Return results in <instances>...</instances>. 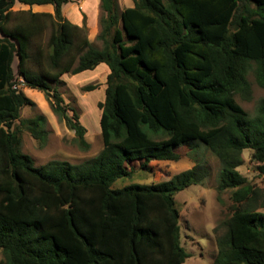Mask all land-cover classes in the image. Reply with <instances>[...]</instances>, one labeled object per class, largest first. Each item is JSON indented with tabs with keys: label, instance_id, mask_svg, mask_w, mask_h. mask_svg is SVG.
<instances>
[{
	"label": "trees",
	"instance_id": "16d2710c",
	"mask_svg": "<svg viewBox=\"0 0 264 264\" xmlns=\"http://www.w3.org/2000/svg\"><path fill=\"white\" fill-rule=\"evenodd\" d=\"M100 1L102 49L64 17L71 0H0V264H185L176 195L208 168L196 162L166 182L113 186L153 161H180L177 149L196 144L221 164L218 190L234 191L213 264H264L260 195L239 171L251 150L264 175V100L254 117L236 100H252L251 71L264 88V0H134L122 11L117 0ZM17 3L54 14L14 11ZM102 64L110 71L98 105L102 151L79 165L37 167L21 151V131L45 144L46 119H21L34 102L18 83L44 93L88 150L79 113L68 114L51 83Z\"/></svg>",
	"mask_w": 264,
	"mask_h": 264
},
{
	"label": "rangeland",
	"instance_id": "374dc122",
	"mask_svg": "<svg viewBox=\"0 0 264 264\" xmlns=\"http://www.w3.org/2000/svg\"><path fill=\"white\" fill-rule=\"evenodd\" d=\"M120 10L134 3V0H117ZM46 12L54 14L52 6L29 7L17 3L14 11ZM64 17L73 24L85 26L88 37L97 49H102L103 42L98 39L101 31V18L103 12L100 0H71L63 8ZM50 31H47L42 40L43 46L47 45ZM32 54L35 47H32ZM16 59L14 69L17 71ZM34 70L37 66L33 64ZM100 67L94 71L84 72L79 75L66 74L62 82L51 83L52 93L57 92L68 109L79 113L81 123L87 129L86 139L90 144L88 150H83L76 142L75 132L65 121L59 119L52 111L46 95L40 91L28 88L22 81L18 83V90L29 97L34 105L21 109V119H35L40 116L46 121L42 129L46 132V143L33 138L31 133L22 129L21 151L33 158L37 167H42L53 161L69 162L79 165L97 156L103 149L100 118L101 110L98 105L106 97L107 72ZM249 81L253 89L252 100L246 101L239 95L237 102L247 111L250 117L256 115L260 103L264 100V88L258 86L254 73H249ZM97 86L95 91H86V87ZM20 121L16 122L18 126ZM182 158L178 162L153 161L147 171H138L132 178L117 181L113 188L121 189L128 185H152L169 181L175 175L193 168L196 162L205 165L209 174L199 185H193L176 195L177 207L180 211L181 243L191 255L185 264H213L217 254V238L223 235L226 228L224 222L232 215L234 202L233 190L220 192L218 190V176L221 171L219 160L205 146L196 144L195 147H181L177 149ZM253 151L243 153L244 164L239 168L240 173L258 190V210L264 214V175L259 170V164L252 159ZM139 161L131 165L139 168ZM0 250V262L4 261Z\"/></svg>",
	"mask_w": 264,
	"mask_h": 264
},
{
	"label": "crops",
	"instance_id": "0c3cea01",
	"mask_svg": "<svg viewBox=\"0 0 264 264\" xmlns=\"http://www.w3.org/2000/svg\"><path fill=\"white\" fill-rule=\"evenodd\" d=\"M135 6V4L133 3V4H131V5H129V6H127L126 8H133ZM39 7V6H38ZM124 10V9H123ZM80 26V25H79ZM105 67L106 68V72H107V75L109 74V68L105 65V64H102L101 66H99L98 68H100V67ZM97 70V69H96Z\"/></svg>",
	"mask_w": 264,
	"mask_h": 264
}]
</instances>
